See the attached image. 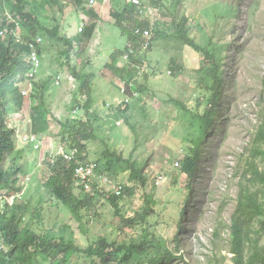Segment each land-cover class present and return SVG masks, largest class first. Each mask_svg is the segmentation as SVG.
Here are the masks:
<instances>
[{
    "label": "rangeland",
    "instance_id": "1",
    "mask_svg": "<svg viewBox=\"0 0 264 264\" xmlns=\"http://www.w3.org/2000/svg\"><path fill=\"white\" fill-rule=\"evenodd\" d=\"M30 1L28 9L34 13L35 8L42 9L49 0ZM63 1L64 8L45 7L41 20L47 18L50 29L59 25L62 32L68 22V31H72L70 35L74 37L73 31L77 28L80 13L76 11L75 0ZM89 6L97 12V17L84 18L85 30L96 24L93 36L88 42L85 43V40L82 43V47L87 49L86 53L76 56L73 49L77 44L73 45L70 52L75 59L68 63L62 54L61 42H48L49 50L44 49L43 55L40 54L42 67L36 77L37 83L43 86L47 81L59 82L60 87L48 100L54 119L50 118L48 132L37 144L40 154L35 163L39 167L50 151L57 155L63 153L60 149L63 143L59 136V121H65L67 107L73 101V91L79 89L73 73L78 74L88 67L89 72L97 77L94 94L92 92L94 103L83 110L89 95L87 92L77 95L76 101L79 104L74 107L79 108L75 107L74 111L77 110L78 114L75 115L73 111L72 119L75 121L81 117L85 125L89 122L93 124V134L97 138L91 151L94 159L107 151L110 155L122 153L125 158L134 155V159L146 161L145 170L148 171L146 175H149L150 184L147 188L140 186L135 196L126 195L123 198L120 207L128 206L124 207L121 216L125 220L134 218L135 213L132 211L147 206L148 197L156 203L155 216L152 220L147 219L150 224L142 222L150 227L147 231L142 228L137 232L130 227L121 228L127 222L114 216L116 209L113 204L117 202L115 198H118L117 191L113 190L111 199H100V210L97 216L94 215L95 211L92 212L90 227L79 225L71 212L64 210L56 218L48 212L45 229H53L51 233L54 237L72 242L82 251L93 240L103 236L109 242H117L120 247L134 244L139 246L143 242L152 254L157 250V244L165 243L170 249L174 247L172 239L177 233L179 235V225L182 223L186 232L180 234V255L188 264H209L214 252L212 237L220 227L219 240L223 243H215L218 251L225 249L223 255L228 259L223 264H235V255H229V242L239 180L233 179L232 174L239 163L248 159L246 149L250 148L262 120L264 0H95ZM179 21L185 27L183 32L191 46L180 41L183 40L182 33L176 35ZM188 21L189 26H186ZM216 22L218 24L214 25ZM18 33L25 39L29 38L24 27H20ZM199 47L201 51H198ZM213 48L218 49L220 55V74L224 77L225 85L218 115L214 117V133L208 144L205 142L203 145L204 157L198 175L188 176L181 168H175V163H179L186 155L184 150L189 144L184 143V138L196 120L193 115L207 111L203 83L209 68L206 73L199 72L204 69L202 62H206L204 52L214 51ZM173 61L183 67L184 71L174 69ZM54 72L57 74L54 75ZM22 89L25 97L33 93V87L28 84L22 86ZM38 103L37 99L29 102L23 110L9 112L7 119L10 127L18 126L19 115L23 114L29 130L35 120L32 108ZM179 103L189 112H184L177 105ZM141 125L147 126L144 128ZM192 137L197 145L200 144V134L196 132ZM17 142L19 147L24 145L19 136ZM96 151L97 157L94 155ZM63 157L70 160L77 158L74 153L69 158L66 155ZM32 160L29 158L26 161L32 164ZM159 172L165 173V176L157 179V188H152L154 175ZM129 175L127 173L121 182L133 186L134 183L128 179ZM84 179L82 177L77 180L76 187L85 193L90 184ZM112 185L114 182L110 181L109 185L102 188L110 192ZM187 199L189 204L186 206L185 219ZM8 200L11 203L13 198L8 197ZM98 202L94 208H97ZM96 221L102 222L105 227L100 225L94 228ZM261 221L264 219L258 220L259 223ZM153 225H156V229ZM147 233L152 235L148 240L144 238ZM262 235L260 245L263 247L264 232ZM42 261L43 264L51 263L50 259ZM80 262L87 261L76 254L71 264ZM100 264L106 263L101 261ZM159 264L185 263H165L162 260Z\"/></svg>",
    "mask_w": 264,
    "mask_h": 264
},
{
    "label": "trees",
    "instance_id": "2",
    "mask_svg": "<svg viewBox=\"0 0 264 264\" xmlns=\"http://www.w3.org/2000/svg\"><path fill=\"white\" fill-rule=\"evenodd\" d=\"M75 1L79 10H86V1L89 0ZM28 3L29 0H19L12 8V15L15 19H19L22 27L28 32L29 44L17 43L15 36L10 37L7 42L0 39V264H43L42 259H50V264H71L76 254L86 259L87 262H80L81 264H100L101 261L106 264L111 262L116 264H159L162 260L165 263L182 261L188 264L180 255V234L186 232L182 223L179 225V235L177 233L172 239L174 247L170 249L165 243L157 244V250L152 254L147 251V248L144 247L147 244L143 242H140L139 246L133 243L134 245L130 247H120L117 242H109L107 237L103 236L98 240H93L82 251L72 242L54 237L51 233L53 229H45V225L48 223L46 214L50 212L51 216L56 218L64 210L71 212L79 225L90 227V216L93 211H95V216L98 215L100 199H111V193H106L104 189L92 196L76 187V181L81 179L86 171L91 170V165L94 168L96 179L115 181L116 184L124 187L121 196L117 197L119 200L115 198L117 202L113 204V208L116 209L114 213L116 219H122L121 212L125 206H128L120 207L123 198L126 195L135 196L136 190L140 186L147 188L149 182L143 171L146 161L134 159V155L125 158L122 153L110 155L105 151L98 159H94L91 151L97 138L93 134V124L89 122L85 125L81 117L75 121L72 119L74 108H77L79 104L76 101L77 95H84L85 92L89 95L83 110L88 109L94 103L92 95L94 94L93 88L94 90L96 88L97 77L89 72L88 67L78 74L73 73L79 89L73 91L72 104L67 102L70 105L67 107L65 121H59L61 125L59 136L63 143V147L60 149L63 153L57 155L50 151L47 154V159L45 158L39 167L38 163H35L40 154L37 144L48 132L50 118L54 119L48 100L55 95L60 85L47 81L45 85L41 86L37 83L36 76L33 83L30 81L29 74L35 70L34 64L28 57L31 54V44L35 45L39 54L43 55L44 49L49 50L48 42H61L62 54L68 59L67 62L71 63L75 57H71L70 48L73 49V45L77 44V47L73 49L76 56L84 54L87 49L82 47V43L85 40V43L88 42L93 36L96 24L84 35L75 34L74 37H71L72 31H68V25L62 32L60 27L50 29L46 19L41 20L45 7L64 8L65 1L49 0L42 9L35 8L34 13L25 8ZM94 14V12H90L89 16H94ZM186 26L189 24L186 23ZM3 27L0 26L1 29ZM177 27L176 35L182 33L183 37V40L178 39L182 43L185 41L186 46H191L184 35L185 27H183L182 21L177 22ZM14 28L16 29L17 25H13L12 29ZM37 37L44 39V43L38 44ZM198 51H201L200 47ZM203 57L206 62H202L201 65L204 69L199 74L206 73V69L209 68L206 81H203L207 111L203 114L193 115L196 120L191 124L189 129L191 131L188 130V135L184 138V143L189 146L184 150L186 155L181 161L182 171H185L188 176L194 175L195 177L198 175L200 163L204 157L205 147L203 148V145L205 142L208 144L209 137L215 130L214 117L218 115L225 85L224 77L220 74L219 63L221 60L220 55L218 56V49L207 50ZM41 67L42 64L39 68L37 67L39 72ZM172 67L184 71L176 61L172 62ZM56 74L57 72H54V75ZM27 84H33V93L29 97L24 96L22 89V86L26 87ZM35 90L38 93H34ZM37 99L39 103L32 108L34 113L31 112L35 120L32 121L29 130L26 128V119L23 114H20L18 119L20 127L19 125L10 127L7 114L23 110L29 102ZM74 105L77 106L74 107ZM177 105L184 112L188 111L182 104ZM260 117L262 120L257 127L256 135L250 148L246 149L249 157L242 164L239 163L232 175L233 179L239 180L237 206L231 217V241L229 242V252L235 255L233 258L235 264L264 263V246L260 245L264 232V221L258 222L259 219H264V109L260 112ZM141 126L145 128L147 125ZM18 127L19 130H17ZM196 132L201 136V142L198 145L192 140V135L195 136ZM18 136L19 138L24 136L30 138L28 142L21 140L24 145L19 147ZM73 153L77 157L74 160L63 157L66 155L69 158ZM28 155L30 156L27 158ZM94 155L97 157L98 151ZM29 158L33 159L32 164L26 161ZM34 167H36V171ZM83 167L84 170H82ZM127 173L130 174L128 179L134 183L133 186L121 182L124 179L120 178L125 177ZM8 197L13 198L11 203H9ZM97 201H99L97 208H94ZM148 201V205L142 210L132 211L135 213L134 218L122 219L127 223L120 227H130L135 232L141 228L143 231L150 229L142 222L150 224V220L147 219L151 218L152 220L155 216L154 206L156 203L152 201L151 197H148ZM185 203L184 215L186 219V206L189 204V199ZM100 225L103 226V223L96 221L94 228ZM153 227L156 229V225ZM81 229L84 231L82 227ZM220 230H222L220 227L216 229L214 237H212L214 252L209 264H223L228 259L223 255L225 249L218 251L215 243L217 241L220 245L223 243L219 240L221 236L218 231ZM150 236L152 235L147 233L144 238L148 240ZM122 255L123 257L119 261Z\"/></svg>",
    "mask_w": 264,
    "mask_h": 264
},
{
    "label": "clouds",
    "instance_id": "3",
    "mask_svg": "<svg viewBox=\"0 0 264 264\" xmlns=\"http://www.w3.org/2000/svg\"><path fill=\"white\" fill-rule=\"evenodd\" d=\"M18 1L19 0H0V26H2V27L4 26L3 29L0 28V39H3L5 42H7L10 37L15 36L16 42L19 43V44H21V45H24V44L28 43V39H25V38H23L22 35H19L18 29L20 27H22L21 22L19 21V19H15L13 17V15H12V8L15 6V4ZM94 3H95V0L86 1V7H85L86 10H84V11L83 10H79L78 6L76 5L77 6L76 11H78L77 13H80V17L77 18V28L73 31L75 34L84 35L88 31V30H85L86 29V22H85V19L84 18H86V17H97V15H96L97 12L91 6H89V5L94 4ZM30 4H31V1L29 0V3L25 5V8L27 10H29L28 9V6ZM45 4H47V3L45 2L43 7H45ZM90 12H94L95 13L94 16H89V13ZM45 19L47 21V18H45ZM189 22L190 21H188L187 23L189 24ZM217 24L218 23L216 22L214 25H217ZM13 25H17V28L16 29L15 28L12 29ZM66 25L69 26V23L67 22L64 25V28H65ZM93 25H91V27H87V29H91L93 27ZM58 28H59V25H58ZM76 31H77V33H76ZM17 37L20 38V39H23V40H19ZM42 41H44V39H42L40 37H37L38 44H41L40 42H42ZM209 41H211V40H209ZM86 52H87V50H86ZM34 55L37 57V61H34V59H33V56ZM40 56L41 55L38 53V50L36 49V46L33 45V44H31V54H29L28 57H29L30 62L32 64H34V66H35V70L32 73L29 74L30 77H31V80L30 81L32 83H33V79L35 78V76L37 77V74L39 72V70L37 69V67L38 68L40 67V59H39ZM59 78H60V76L57 77V79H59ZM28 85H30L31 87H33V84H28ZM57 85H59V82H57ZM73 100H74V96H73ZM74 114L75 115L78 114V111L75 110L74 111ZM29 138H30L29 136L20 137V139L23 142H28V139ZM206 149H207V147H206ZM183 159H181L179 163L178 162L175 163V168H177V169L178 168H182L181 167V161ZM176 164H178V165H176ZM145 167H146V165H144L143 171H144V174L146 175L147 174L146 172H148V171L145 170ZM229 167L230 168H233L232 166H229ZM84 169L85 168L83 167L82 170H84ZM149 174L153 177V174L152 173L149 172ZM164 176H165V173H161V172L156 173L154 175L155 182H154V184L151 183V184H153L151 187L152 188H157L158 187V185H157V182H158L157 179L159 177L164 178ZM83 177L85 178L84 180H86L90 184L89 190H87L85 193L86 194H89V195H92V196H95L97 193H99L103 189L102 187L109 185V182H110V181H107V180H98V179H96L95 178V171H94V168H93L92 165H91V170L86 171ZM147 177H148V182H149V175ZM173 178H177V177H173ZM120 179H124V177L122 176ZM101 181H103V182H101ZM104 181H106V182H104ZM112 182H114V185H112V187L110 189V192H107L106 191V193H112L113 190H116L117 191V197H120L121 194H122V192L124 191V187L116 184L115 181H112ZM81 184H83V183H81ZM149 184H150V182H149ZM224 253L225 252H223V254ZM229 255H231V254H229Z\"/></svg>",
    "mask_w": 264,
    "mask_h": 264
},
{
    "label": "built area",
    "instance_id": "4",
    "mask_svg": "<svg viewBox=\"0 0 264 264\" xmlns=\"http://www.w3.org/2000/svg\"><path fill=\"white\" fill-rule=\"evenodd\" d=\"M33 59H34V61H37V57L35 55L33 56ZM80 169H79V171H80Z\"/></svg>",
    "mask_w": 264,
    "mask_h": 264
}]
</instances>
